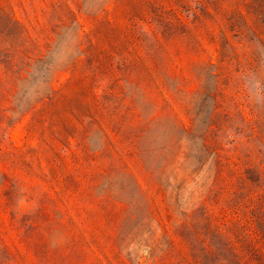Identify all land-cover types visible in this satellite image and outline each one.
Wrapping results in <instances>:
<instances>
[{
    "label": "rangeland",
    "instance_id": "374dc122",
    "mask_svg": "<svg viewBox=\"0 0 264 264\" xmlns=\"http://www.w3.org/2000/svg\"><path fill=\"white\" fill-rule=\"evenodd\" d=\"M71 5L8 112L0 264H167L188 225L264 255V186L212 185L207 147L264 142V0Z\"/></svg>",
    "mask_w": 264,
    "mask_h": 264
},
{
    "label": "trees",
    "instance_id": "16d2710c",
    "mask_svg": "<svg viewBox=\"0 0 264 264\" xmlns=\"http://www.w3.org/2000/svg\"><path fill=\"white\" fill-rule=\"evenodd\" d=\"M72 0H0V175L4 179L10 157L8 112L18 81L33 76L34 62L42 53V39L73 14ZM42 18V19H40ZM54 89L49 86L44 106L54 105ZM42 100V96L28 108ZM44 121V120H43ZM208 141V140H205ZM213 144L214 186H264L263 140H209ZM2 181V180H1ZM187 233H176L167 264H264V255L254 253L219 254L214 242L206 240L188 225ZM192 230V231H190Z\"/></svg>",
    "mask_w": 264,
    "mask_h": 264
}]
</instances>
